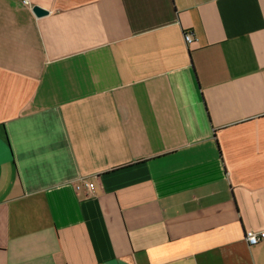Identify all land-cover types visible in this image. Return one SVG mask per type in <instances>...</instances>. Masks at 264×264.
<instances>
[{
	"label": "crops",
	"instance_id": "0c3cea01",
	"mask_svg": "<svg viewBox=\"0 0 264 264\" xmlns=\"http://www.w3.org/2000/svg\"><path fill=\"white\" fill-rule=\"evenodd\" d=\"M262 229L264 0H0V264H264Z\"/></svg>",
	"mask_w": 264,
	"mask_h": 264
},
{
	"label": "built area",
	"instance_id": "2783aa9c",
	"mask_svg": "<svg viewBox=\"0 0 264 264\" xmlns=\"http://www.w3.org/2000/svg\"><path fill=\"white\" fill-rule=\"evenodd\" d=\"M184 40L187 44H190L193 41V37L190 33H185ZM262 240H264V229L258 231L247 230L244 232V241L248 245H256Z\"/></svg>",
	"mask_w": 264,
	"mask_h": 264
},
{
	"label": "water",
	"instance_id": "95a60500",
	"mask_svg": "<svg viewBox=\"0 0 264 264\" xmlns=\"http://www.w3.org/2000/svg\"><path fill=\"white\" fill-rule=\"evenodd\" d=\"M33 12L35 13V15L37 16H42V15H45L47 14V11L45 9H42L41 7L39 6H34L32 8Z\"/></svg>",
	"mask_w": 264,
	"mask_h": 264
}]
</instances>
